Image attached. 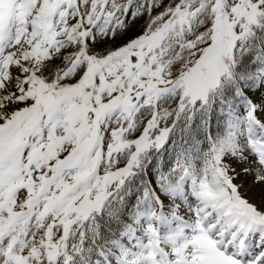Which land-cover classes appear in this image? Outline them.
Instances as JSON below:
<instances>
[{
    "label": "snow or ice",
    "instance_id": "1",
    "mask_svg": "<svg viewBox=\"0 0 264 264\" xmlns=\"http://www.w3.org/2000/svg\"><path fill=\"white\" fill-rule=\"evenodd\" d=\"M0 264H264V0H0Z\"/></svg>",
    "mask_w": 264,
    "mask_h": 264
}]
</instances>
